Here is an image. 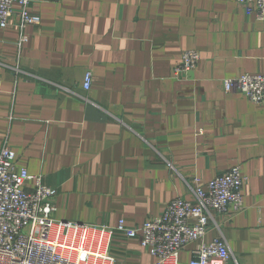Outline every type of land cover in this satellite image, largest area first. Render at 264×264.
Here are the masks:
<instances>
[{
  "label": "crops",
  "instance_id": "crops-1",
  "mask_svg": "<svg viewBox=\"0 0 264 264\" xmlns=\"http://www.w3.org/2000/svg\"><path fill=\"white\" fill-rule=\"evenodd\" d=\"M29 10L41 24L27 42L19 19L0 28V152L57 190L54 218L139 227L240 166L244 209L213 212L205 241L223 238L230 264H264V102L223 88L264 75V18L234 0H30ZM188 50L200 60L178 80ZM111 254L114 264L155 262L122 236Z\"/></svg>",
  "mask_w": 264,
  "mask_h": 264
},
{
  "label": "built area",
  "instance_id": "built-area-1",
  "mask_svg": "<svg viewBox=\"0 0 264 264\" xmlns=\"http://www.w3.org/2000/svg\"><path fill=\"white\" fill-rule=\"evenodd\" d=\"M248 13L264 18V0H234ZM15 4L20 9H14ZM30 0H0V28H9L19 19L21 42L28 41L26 29L39 26L41 19L29 10ZM197 51H186L174 68V78L186 76L198 66ZM93 74L87 72L84 89L92 87ZM224 91L240 93L250 101L264 102V75L244 74L223 81ZM16 154L5 147L0 152V264H114L111 247L120 235L136 239L154 258L153 264H179L182 251L200 242L190 264H230L232 254L223 238L205 241L212 213L244 209L243 188L246 178L240 166L208 183L190 186L195 201L173 199L158 218L130 228L120 221L115 228L63 222L54 218L57 190L45 184L43 176H32L18 168ZM33 182L32 189L26 188Z\"/></svg>",
  "mask_w": 264,
  "mask_h": 264
},
{
  "label": "rangeland",
  "instance_id": "rangeland-1",
  "mask_svg": "<svg viewBox=\"0 0 264 264\" xmlns=\"http://www.w3.org/2000/svg\"><path fill=\"white\" fill-rule=\"evenodd\" d=\"M117 236H120V235H117Z\"/></svg>",
  "mask_w": 264,
  "mask_h": 264
}]
</instances>
